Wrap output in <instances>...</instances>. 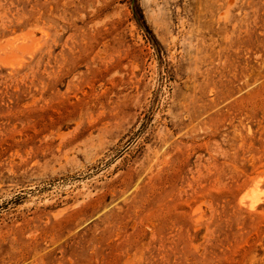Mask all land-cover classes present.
Instances as JSON below:
<instances>
[{"label":"rangeland","instance_id":"1","mask_svg":"<svg viewBox=\"0 0 264 264\" xmlns=\"http://www.w3.org/2000/svg\"><path fill=\"white\" fill-rule=\"evenodd\" d=\"M263 201L264 0H0V264H264Z\"/></svg>","mask_w":264,"mask_h":264},{"label":"bare ground","instance_id":"2","mask_svg":"<svg viewBox=\"0 0 264 264\" xmlns=\"http://www.w3.org/2000/svg\"><path fill=\"white\" fill-rule=\"evenodd\" d=\"M31 52V51H30ZM32 53V52H31ZM30 53V54H31ZM28 54V52H27ZM20 56V55H19ZM14 58V56L12 57ZM16 58H18L16 56ZM23 58V57H22ZM23 62V61H22ZM21 62V63H22ZM3 63L7 66H11V67H14L16 64H18L19 62H14L12 60H4ZM20 64V63H19ZM17 67V66H16ZM247 198H248V207L252 208V209H256L259 204H261L262 202V197L260 196V193L254 189L252 190L251 192L249 191V193L247 194ZM264 202V201H263Z\"/></svg>","mask_w":264,"mask_h":264}]
</instances>
